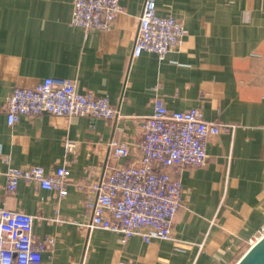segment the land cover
<instances>
[{
    "label": "crops",
    "instance_id": "crops-1",
    "mask_svg": "<svg viewBox=\"0 0 264 264\" xmlns=\"http://www.w3.org/2000/svg\"><path fill=\"white\" fill-rule=\"evenodd\" d=\"M73 1L0 0V207L34 215L38 237L54 238L38 264H235L264 226V0H155L158 13L181 20L187 35L164 58L145 51L133 59L145 0H120L113 25L90 31L71 23ZM46 77L107 95L120 118L42 113L9 125L6 97ZM156 97L171 110L196 107L232 127L209 141L204 165L169 168L185 199L172 238L147 243L86 229L91 211L77 183L104 170L112 139L140 140L141 118ZM65 157L66 196L25 180L14 193L6 188L11 167L49 170Z\"/></svg>",
    "mask_w": 264,
    "mask_h": 264
},
{
    "label": "built area",
    "instance_id": "built-area-1",
    "mask_svg": "<svg viewBox=\"0 0 264 264\" xmlns=\"http://www.w3.org/2000/svg\"><path fill=\"white\" fill-rule=\"evenodd\" d=\"M123 10L120 0H74L71 23L84 28H110ZM187 35L184 23L174 15L159 14L155 0H145L139 17L131 59L143 52L164 58L178 49ZM7 121L15 124L23 115L50 113L64 116H91L118 119L121 114L107 95L82 92L74 79L46 77L35 86H17L6 97ZM230 124L207 120L196 107L171 110L160 97L153 101V112L141 118L142 136L138 142L110 141V156L98 176L88 173L77 186L86 192V207L91 219L85 228H102L123 237L139 235L149 243L173 237L174 222L184 204L180 177L169 168L202 166L208 159V143ZM66 152L75 150V142H65ZM135 156L131 163L113 165L112 159ZM71 161L64 158L54 169L40 165L11 167L6 188L17 191L21 180L39 187L68 194ZM35 216L0 207V264H38L53 237H38ZM264 233V226L260 234Z\"/></svg>",
    "mask_w": 264,
    "mask_h": 264
},
{
    "label": "water",
    "instance_id": "water-1",
    "mask_svg": "<svg viewBox=\"0 0 264 264\" xmlns=\"http://www.w3.org/2000/svg\"><path fill=\"white\" fill-rule=\"evenodd\" d=\"M235 264H264V233L251 244Z\"/></svg>",
    "mask_w": 264,
    "mask_h": 264
}]
</instances>
